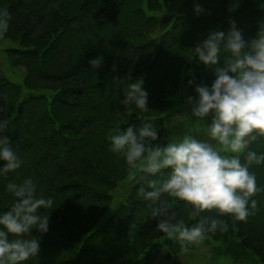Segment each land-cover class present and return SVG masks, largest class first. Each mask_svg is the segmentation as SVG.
I'll return each instance as SVG.
<instances>
[{
	"label": "trees",
	"instance_id": "1",
	"mask_svg": "<svg viewBox=\"0 0 264 264\" xmlns=\"http://www.w3.org/2000/svg\"><path fill=\"white\" fill-rule=\"evenodd\" d=\"M171 1L0 0V12L10 17L0 41L14 44L6 50L8 58L25 72L31 91L21 99L22 86L0 75L5 109L0 120L10 122L3 134L24 161L17 172L0 179V206L7 210L10 202L4 192L9 179L31 177L37 196L54 198L47 233L31 231L41 241L36 264H178L172 260L179 243L155 230L157 220L133 183L126 201L100 222L113 190L132 170L110 150L107 134L117 125L139 127L145 120L165 124L170 97L182 82L190 96L194 85L189 80L210 84L215 78L188 50L210 31L227 32L231 21L246 39L253 37L261 8L259 0H245L239 7H234L236 0H185L174 19L146 11ZM98 57L100 66L92 68L90 62ZM128 77L132 82L143 78L148 112H124L120 100ZM40 90L52 91V98L35 93ZM159 132L163 137L165 127ZM253 147L264 151V144ZM251 170L264 187V166ZM254 199L257 207L246 221L225 216L227 231L209 236L224 243L239 240L264 264V192ZM172 203L179 218L194 223L183 202Z\"/></svg>",
	"mask_w": 264,
	"mask_h": 264
},
{
	"label": "clouds",
	"instance_id": "2",
	"mask_svg": "<svg viewBox=\"0 0 264 264\" xmlns=\"http://www.w3.org/2000/svg\"><path fill=\"white\" fill-rule=\"evenodd\" d=\"M9 28L8 13L0 12V38ZM188 51L215 78L210 84L188 81L194 95L187 97L190 111L178 126L145 120L139 127L117 125L107 134L110 150L123 157L129 169H139L133 177L135 194L157 220L155 230L184 248L227 231L225 216L246 221L257 207L254 197L264 192L251 170L264 166V151L253 147L264 144V20L253 37L246 39L231 21L227 32L210 31ZM90 63L96 69L101 58ZM143 84V78L125 80L120 103L126 114L150 110ZM4 110L0 106V112ZM160 127L169 129V135L161 137ZM6 129L10 122L0 120V179L24 164L10 136L3 134ZM37 187L31 177L4 184L10 202L7 210L0 206V264H36L41 241L31 231L47 233L49 214L56 208L51 195L37 196ZM173 201L190 209L187 217L193 224L172 211Z\"/></svg>",
	"mask_w": 264,
	"mask_h": 264
},
{
	"label": "rangeland",
	"instance_id": "3",
	"mask_svg": "<svg viewBox=\"0 0 264 264\" xmlns=\"http://www.w3.org/2000/svg\"><path fill=\"white\" fill-rule=\"evenodd\" d=\"M185 0H173L167 6L162 7L158 11H151L147 9L148 14L159 16H170L174 19L177 13V7ZM245 0H236L235 5L239 7ZM261 15L259 21L264 20V8L261 7V0H259ZM14 46L8 39H2L0 41V75L5 76L10 81L22 86L21 99L31 93L25 86V72L16 68L8 58L6 50ZM188 73L184 71L183 75ZM35 93H44L49 99L52 98L53 92L50 90L35 91ZM188 97L187 87L182 82L178 92L170 97L172 107L166 111L167 118L165 125H177L182 120L184 113L190 111V106L186 103ZM210 123V118L206 121ZM169 135V129L165 128L163 137ZM201 135L203 133L201 132ZM139 169H132L127 177L120 181L117 187L113 190V199L107 208L101 221H104L109 217L114 210L124 201H126L129 189L133 183V177L138 176ZM180 245V251L173 256L172 262L178 264H261L258 261L256 254L244 247L237 239L232 238L229 242L224 243L213 240L209 235H206L203 243L188 246L184 248Z\"/></svg>",
	"mask_w": 264,
	"mask_h": 264
}]
</instances>
